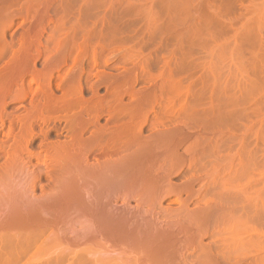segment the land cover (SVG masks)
Masks as SVG:
<instances>
[{"label":"rangeland","instance_id":"obj_1","mask_svg":"<svg viewBox=\"0 0 264 264\" xmlns=\"http://www.w3.org/2000/svg\"><path fill=\"white\" fill-rule=\"evenodd\" d=\"M94 1L83 0L89 7L75 5L86 14V27L97 30L94 33L102 32L99 40L93 36L92 43H86L104 45L101 52L97 49L101 64L93 67L96 72L118 75L124 71L121 68L132 69L133 59L149 58L153 65L147 70L151 68V76H156L163 61H174L179 84L173 93V111L154 121L159 112L156 107L157 113L150 115L140 129L142 138H175L174 130L184 128L187 142L179 150L182 168H166L159 175L165 177L161 190L150 197L127 183L124 187L110 185V169H96L95 173L69 170L52 180L46 173L59 172L63 162L47 161L46 168H37L35 161L17 165L12 173L0 178V227L14 233L11 227L16 225L15 216L22 215L23 220L30 211L45 223L40 224L37 241L12 247L0 241V264H138L134 259L141 252L140 243L132 235L137 231L152 234L156 229L177 231L185 254L181 249L183 258L179 257L180 262L177 258L175 264H201L203 259L209 264H264V0H124L114 12L112 6L100 9ZM55 2V10H49L51 19L60 17L61 9L55 5L59 7L65 0ZM113 15L115 20L111 19ZM69 20L66 30L73 17ZM110 20L124 33L107 35ZM15 23V28L7 32V40L18 37L27 27L20 17ZM49 26L41 37L42 44L52 30ZM125 52L134 58L123 65ZM84 58L87 69L88 54ZM43 64L40 58L35 67L40 69ZM93 69L89 72L95 80ZM84 74L87 76L85 70ZM84 79L82 95L88 98L91 92ZM140 80L136 90L150 86L142 80L140 84ZM105 89L98 86V95H105ZM17 107L12 103L7 112L20 113L21 107ZM107 116L102 114L99 126L108 123ZM51 123L46 126L50 130L48 139L64 141L66 124ZM39 141L34 137L30 149L38 148ZM3 163L0 159V167ZM69 189L78 195L70 199ZM120 205L125 206L124 211H120ZM121 223L132 234L113 229ZM202 232L200 245L205 249L200 254L192 246L194 235ZM32 243L34 247H28Z\"/></svg>","mask_w":264,"mask_h":264},{"label":"bare ground","instance_id":"obj_2","mask_svg":"<svg viewBox=\"0 0 264 264\" xmlns=\"http://www.w3.org/2000/svg\"><path fill=\"white\" fill-rule=\"evenodd\" d=\"M55 1L0 0V159L4 160L3 166L0 167V178H5L18 167L17 165L22 166L25 162L32 163L35 161L37 162V168H46L47 161L50 163L57 161L58 163L63 162L65 165H61L62 170H59L58 167L59 172L48 171L46 173L48 178H52V180H56L55 175H60V173L69 170H77L79 173H92L96 169L98 171L110 169V185L118 184L124 187V184L127 183L139 188L142 195L154 196L161 190L160 183L165 178L164 175H159L171 166L178 169L182 168L183 158L179 150L187 142V136L184 135L185 129L182 127L174 130V135H177L175 138L161 137V135L160 137L147 138L141 136L140 126L145 124L143 122L148 120L150 115H154V112L157 113L155 111L156 107H159V112L158 116L154 117V121H158L161 116L166 117L168 111H173L171 105L173 104L174 94L178 91L176 86L179 84L177 83L179 81L175 79L178 71H176L177 67L173 64L174 61L164 59L166 61H161V71L158 69L159 75L157 73L156 76H151V68L147 70L148 65L152 64H149V58L138 61L140 60L137 58L140 56L138 53L139 56L136 55L138 59L136 61L133 59V53L131 54L133 58H130V53L125 52V57L122 60H126V62L121 63L124 65L129 62L130 64L129 59H133V61L131 60L132 63L134 62L132 69L139 70L141 76L138 77L137 75H140V73L132 72L134 70L127 69V67L126 69L120 67L124 71L121 73L119 71L120 74L117 72L118 75L102 74V71L96 72L97 65L101 64L98 60L100 58L98 57V51L101 52L104 45L101 47L96 44L95 46L94 44L91 45L89 42L90 45L86 43L94 37L99 40L102 32L94 33L97 30L93 32L92 28H87L83 17L86 14L82 12V7L76 6L80 3V5L89 7L88 2L65 0L59 8L56 6L58 2ZM122 1L124 0H95L94 2L100 9H107L112 6L114 12L116 10L115 6ZM54 3L56 9H61V15L58 19H51L49 15V10L54 9ZM90 6L92 5L90 4ZM86 7L84 9L87 10ZM78 8H81V10ZM252 9L254 10V7ZM145 14L146 16L149 15V13ZM18 17L27 24V27L18 37L7 40V32L15 28V19ZM71 17H73V21L69 29L66 30V24ZM112 17V20L116 19L114 15ZM100 21L98 20V23ZM100 23L102 25L103 21ZM50 24L52 30H49V35L47 33L46 43L42 44L41 37L47 26L50 27ZM146 26L148 27V25ZM105 33L114 36L123 34L124 31L110 20V28ZM97 44L100 43L97 42ZM87 54L88 58L86 59L90 66L88 65L87 69H84V56H87ZM40 58L44 60V64L40 69H37L35 63ZM105 61V59L101 60L103 64L106 63ZM161 62H159L160 65ZM173 65L174 67H172ZM91 68L95 70L94 74L97 73L94 76L95 80L89 72L92 70ZM83 69L87 76L84 74ZM82 76L86 77L82 78ZM139 78L143 83L150 85L149 87L153 85L154 88L146 87L143 90H136L135 85L140 80ZM81 79H84V82H86L85 80L88 81L86 86L90 90L89 92L87 90V92H91L88 98L82 95L81 82L83 81ZM159 79L162 81H159ZM101 85L106 88L105 95H98L97 93V87ZM125 99L130 101L124 102ZM12 103L21 107L20 113L16 114L15 110L14 113H12L13 110L7 112L8 105L10 106ZM102 114L103 116L108 115L107 119L108 117L109 119L107 120L108 123L99 126L98 121ZM157 118L158 120H156ZM55 121H62L67 126V129L65 128V131H67L65 135L67 136L64 141L57 140V137H54L57 141L48 139L50 135L48 131L50 130L49 128L46 130V126ZM86 133L89 135L84 138ZM34 137L40 139L39 142L41 143L38 148L31 150L30 145ZM128 152L129 154L126 155ZM188 166H191V164H188ZM67 194L70 199L78 195L76 191L70 189ZM87 196L88 193H85V197ZM71 202L76 205V202L72 200ZM111 207L110 204V210ZM119 208H122L120 211L125 210L123 205H120ZM30 212L31 215L29 214L23 220L22 215L21 217L15 216L16 225L11 227V231L14 233L10 234L6 228L0 227V241L6 243L5 246H21V243L34 242L40 236V224L45 223L44 219L38 218L34 216V213L32 215V211ZM112 227L114 230L121 231L126 235L132 234L128 228H124L122 223L115 224ZM174 231L176 230L174 229ZM176 233L160 229L154 230L152 234L137 231L132 236L138 239L140 243V248H138L141 252L134 259L135 263L175 264L177 258L178 261L182 260L185 250L181 247L180 237ZM204 233L194 235L195 246H192V249L200 254L204 252L202 250L204 247L201 248L200 245V239L204 237ZM14 235L18 236L15 237ZM159 236L160 238H158ZM188 239L186 238L185 241L187 242ZM34 244L32 243V246L27 245L28 247H34ZM179 257L182 258L179 259ZM185 258L183 260L186 263L187 258ZM201 264H209V262L203 259Z\"/></svg>","mask_w":264,"mask_h":264}]
</instances>
